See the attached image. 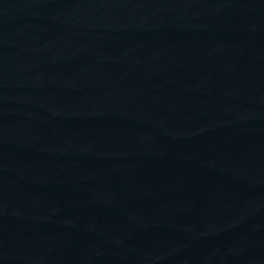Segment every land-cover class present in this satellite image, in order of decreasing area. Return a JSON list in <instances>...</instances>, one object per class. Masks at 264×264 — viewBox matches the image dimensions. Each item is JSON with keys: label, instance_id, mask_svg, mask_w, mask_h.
Listing matches in <instances>:
<instances>
[{"label": "water", "instance_id": "water-1", "mask_svg": "<svg viewBox=\"0 0 264 264\" xmlns=\"http://www.w3.org/2000/svg\"><path fill=\"white\" fill-rule=\"evenodd\" d=\"M0 264H264V0H0Z\"/></svg>", "mask_w": 264, "mask_h": 264}]
</instances>
